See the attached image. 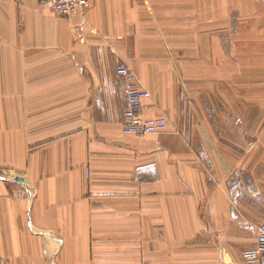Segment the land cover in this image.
I'll list each match as a JSON object with an SVG mask.
<instances>
[{"label":"crops","instance_id":"obj_1","mask_svg":"<svg viewBox=\"0 0 264 264\" xmlns=\"http://www.w3.org/2000/svg\"><path fill=\"white\" fill-rule=\"evenodd\" d=\"M229 2L0 0V264H256L264 149L180 65L214 60ZM119 60L165 131L123 132Z\"/></svg>","mask_w":264,"mask_h":264},{"label":"rangeland","instance_id":"obj_2","mask_svg":"<svg viewBox=\"0 0 264 264\" xmlns=\"http://www.w3.org/2000/svg\"><path fill=\"white\" fill-rule=\"evenodd\" d=\"M229 3L230 12L222 14L220 44L206 47L214 60L180 65L187 71L186 86L196 89L203 81L205 90L198 106L203 105L204 116L235 117V126L228 127L230 133L238 140L251 136L256 152L264 149V0ZM198 69L204 70L203 79L195 76ZM12 179L26 182L20 174Z\"/></svg>","mask_w":264,"mask_h":264},{"label":"built area","instance_id":"obj_3","mask_svg":"<svg viewBox=\"0 0 264 264\" xmlns=\"http://www.w3.org/2000/svg\"><path fill=\"white\" fill-rule=\"evenodd\" d=\"M49 4L55 13L61 17H70L79 9L91 7V0H41ZM117 74L122 77L125 96V115L122 130L125 134L144 136L151 133H161L168 127L169 121L165 115L143 117L144 100L150 97V92L136 82V75L129 65L119 60ZM245 256L264 264V219L257 227V245L245 251Z\"/></svg>","mask_w":264,"mask_h":264},{"label":"water","instance_id":"obj_4","mask_svg":"<svg viewBox=\"0 0 264 264\" xmlns=\"http://www.w3.org/2000/svg\"><path fill=\"white\" fill-rule=\"evenodd\" d=\"M16 182H19V183H22L23 182V180L22 179H17V180H15Z\"/></svg>","mask_w":264,"mask_h":264}]
</instances>
